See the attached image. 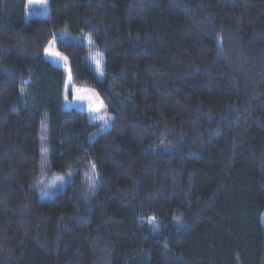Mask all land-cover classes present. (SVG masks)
Wrapping results in <instances>:
<instances>
[{
	"label": "trees",
	"instance_id": "obj_1",
	"mask_svg": "<svg viewBox=\"0 0 264 264\" xmlns=\"http://www.w3.org/2000/svg\"><path fill=\"white\" fill-rule=\"evenodd\" d=\"M47 1L0 0V264H264V0Z\"/></svg>",
	"mask_w": 264,
	"mask_h": 264
},
{
	"label": "rangeland",
	"instance_id": "obj_2",
	"mask_svg": "<svg viewBox=\"0 0 264 264\" xmlns=\"http://www.w3.org/2000/svg\"><path fill=\"white\" fill-rule=\"evenodd\" d=\"M49 2L47 0H27L26 15L30 16H43L49 15ZM92 45L91 41H88ZM91 62L96 72L102 76L104 73V58L96 50H92ZM47 56L54 61L57 65L64 67L69 73V63L67 58L56 48L53 42L47 49ZM67 103L70 108H76L79 110H85L89 113L90 119L94 123L99 124V129L96 134L106 131L111 127L113 116L108 112L103 100L96 91L92 88H85L76 85L72 78L69 76L65 84ZM96 109H99L97 111ZM44 130V129H43ZM42 140L46 141L45 132H43ZM43 161L47 162L46 146L43 144ZM68 179V176H60L56 173H48L46 178L44 176V189L42 194L44 196H52L58 190H60L64 184V181ZM91 184L96 185L95 178L90 179Z\"/></svg>",
	"mask_w": 264,
	"mask_h": 264
},
{
	"label": "snow or ice",
	"instance_id": "obj_3",
	"mask_svg": "<svg viewBox=\"0 0 264 264\" xmlns=\"http://www.w3.org/2000/svg\"><path fill=\"white\" fill-rule=\"evenodd\" d=\"M97 111H99V109H96ZM149 222L150 223H155V217L149 218Z\"/></svg>",
	"mask_w": 264,
	"mask_h": 264
}]
</instances>
